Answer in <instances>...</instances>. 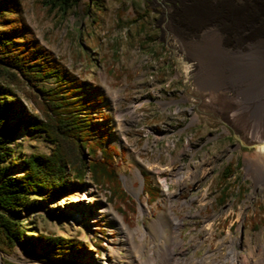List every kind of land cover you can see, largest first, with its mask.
Wrapping results in <instances>:
<instances>
[{
    "label": "rangeland",
    "instance_id": "374dc122",
    "mask_svg": "<svg viewBox=\"0 0 264 264\" xmlns=\"http://www.w3.org/2000/svg\"><path fill=\"white\" fill-rule=\"evenodd\" d=\"M193 1L98 0L94 9L95 0H79L62 17L43 0H23L24 16L34 36L87 88L95 87L105 98L97 108L83 113H91L92 119L106 125L111 144L120 151L115 159L122 185L137 212L126 209L124 216L120 201H111L107 190L88 178L82 190L43 203L24 216L25 223L31 224L28 227L37 229L36 235L44 231L77 237L85 243V252L43 263L19 247L7 252L0 249L3 264H126L127 252L134 253L138 245L123 233L128 241L121 246L115 214L136 231L137 243L145 235L144 259L151 242L159 251L165 241L187 264L224 262L232 240L241 256L264 246V175L254 165L257 148L206 100L197 84L196 63L176 37L181 15ZM39 85L54 89L57 81L52 77ZM18 94L29 112L40 116L30 95L23 89ZM16 110V117L23 118L24 113ZM16 143L22 156L53 151L45 134H31L23 127ZM86 158L89 162L90 156ZM231 162L235 164V174L227 181L232 185L231 195L220 204L221 174ZM144 174L160 189L154 203L144 192ZM170 208L181 224L176 242H182V247L173 244L172 222L166 233L157 229L162 215L170 221ZM209 223L215 229L212 237ZM226 238V245H221ZM190 258L194 260L189 262Z\"/></svg>",
    "mask_w": 264,
    "mask_h": 264
},
{
    "label": "trees",
    "instance_id": "16d2710c",
    "mask_svg": "<svg viewBox=\"0 0 264 264\" xmlns=\"http://www.w3.org/2000/svg\"><path fill=\"white\" fill-rule=\"evenodd\" d=\"M97 1L92 3V8L98 9ZM78 3L79 0H43L51 12L58 11L62 17ZM52 77L57 81L54 89L39 85ZM88 86L34 36L24 16L23 0H0V249L3 252L19 247L43 263L81 256L86 249L83 241L44 231L36 235L37 229L28 227L31 224L25 223L24 216L40 209L43 203L82 190L88 178L107 190L111 201H120L119 211L124 216L126 209L133 214L137 212L135 201L122 185L115 159L120 151L111 144L106 125L92 119L91 113H83L87 108H97L105 99L95 87ZM18 89L30 95L40 116L29 112ZM77 96L80 98L75 99ZM16 109L24 113L23 118L16 117ZM21 127L31 134H45L53 145L52 153L22 156L16 143ZM234 166L233 162L229 163L221 174L220 204L230 198L232 185L227 181L235 174ZM17 169L21 173H16ZM144 178V192L150 203H154L160 197V189L152 186L149 176L144 174Z\"/></svg>",
    "mask_w": 264,
    "mask_h": 264
},
{
    "label": "bare ground",
    "instance_id": "6f19581e",
    "mask_svg": "<svg viewBox=\"0 0 264 264\" xmlns=\"http://www.w3.org/2000/svg\"><path fill=\"white\" fill-rule=\"evenodd\" d=\"M181 16L179 31L175 30L176 37L184 53L196 63L198 87L206 95V100L257 148L258 163L254 165L263 176L264 0H194ZM163 187L168 189L167 184ZM161 217L156 223L158 231L166 233L172 222L173 244L182 247V242H176L181 224L171 208L170 221L164 215ZM114 218L121 228V246H127L128 241L123 233L138 245L134 253L127 252L126 264H187L163 240L159 251H156L155 242H151L149 256L144 259L145 235L140 237L141 243H137L136 231L131 230L117 214ZM207 230L212 237L215 232L212 223L207 225ZM229 237L231 239L232 235ZM227 240H222L221 245H226ZM193 260L190 258L189 262ZM0 264H3L1 254ZM216 264H264V246L241 256L232 240L224 262Z\"/></svg>",
    "mask_w": 264,
    "mask_h": 264
}]
</instances>
